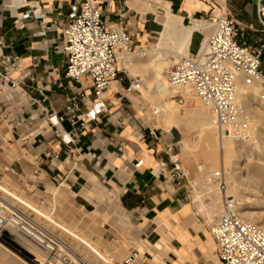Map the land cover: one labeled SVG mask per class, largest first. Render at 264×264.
Here are the masks:
<instances>
[{
    "label": "crops",
    "instance_id": "1",
    "mask_svg": "<svg viewBox=\"0 0 264 264\" xmlns=\"http://www.w3.org/2000/svg\"><path fill=\"white\" fill-rule=\"evenodd\" d=\"M144 1L94 0L105 24L126 29L132 45L141 52L157 45L168 10L196 28L203 27L192 36L189 50L190 56L195 55L210 32L209 19L216 14L214 0H161L154 10L157 12L140 6ZM223 1L226 14L236 23L237 41L260 57L264 76V32L256 0ZM75 3L76 0H0V39L22 56L24 66L35 79L26 86L29 98L24 113L38 119L29 145L16 141L22 158L15 160L12 167L25 178L40 179L44 187L56 183L67 186L80 209L94 214L95 224L101 214L100 193L112 191L122 212L139 226L141 254L146 257L142 264H196V259H204L207 264L210 257L221 264L209 227L192 218L195 206L189 189L175 187L156 171L161 161L168 160V148L177 151L179 136L172 130V135L167 136L145 123L125 93L132 80L129 74L121 73V81L106 94L105 112L89 122L87 129L74 131L66 120L56 130L41 112L44 107L63 116L71 100L79 104L78 115L85 120L96 102L90 79L77 84L65 78L66 58L57 52L61 22L69 17ZM55 82L57 86H53ZM43 86L47 91L41 94L37 87ZM150 130L155 131L154 136ZM60 136L71 137L73 143L64 144ZM38 169L40 174L35 176ZM59 197L64 200L62 194ZM51 212L55 214V210ZM55 216L77 230L71 219ZM92 224L89 222V227ZM80 233L100 248L89 234Z\"/></svg>",
    "mask_w": 264,
    "mask_h": 264
},
{
    "label": "built area",
    "instance_id": "2",
    "mask_svg": "<svg viewBox=\"0 0 264 264\" xmlns=\"http://www.w3.org/2000/svg\"><path fill=\"white\" fill-rule=\"evenodd\" d=\"M256 4L258 20L264 32V1L256 0ZM214 5L216 14L209 19L210 32L203 39L200 49L195 55L183 57L175 64L168 71L167 80L173 90L193 91L214 114L220 135H233L238 141H248L250 125L244 110L237 103L239 83L243 79L246 86H251L255 81H260L264 88L261 59L237 41L236 23L226 14L225 1L214 0ZM61 28L57 52L66 58L65 78L77 84L90 79L96 102L85 120L78 115L79 104L71 100H68L63 116L44 107L41 112L51 128L58 130L60 124L67 120L74 131H78L87 129L89 122L98 120L105 112L106 94L121 81L122 72L129 74L123 65V57H133L138 52L133 49L132 37L126 29L110 28L105 24L94 0H76L69 17L61 22ZM28 82L35 83V79L24 66L22 56L0 39V142L5 136L2 131L5 123L14 140L24 146L31 141L38 119L32 115L26 117L24 113V104L29 98L26 89ZM53 86H57V83ZM141 86L140 79L132 78L125 93L129 95ZM37 89L41 94L47 91L44 86ZM174 98L179 104H184L185 99L181 94ZM37 105L40 109V105ZM150 134L154 136L155 131L150 130ZM165 134L171 136L172 131ZM60 138L66 145L73 143L71 137ZM8 142L12 140L8 139ZM168 149V160L159 163L157 173L175 187L189 189L191 194V184L180 152L171 147ZM8 172L13 178H25L13 167ZM34 174L39 176L40 170ZM216 177L214 180L221 178V175L217 174ZM208 184L212 185V182ZM42 186L39 182L38 187ZM191 202L198 204L197 201ZM18 204L20 202L4 189L0 181V240L10 233L16 234L41 248L47 254L48 264H55L56 260L78 264L68 244L47 231L32 214L23 212ZM194 216L199 221L204 220L202 211L195 210ZM208 227L221 264H264V229L245 221L239 214L235 200L224 202L221 216ZM145 259V255L133 250L124 264H135ZM110 262L117 264L116 257L111 256Z\"/></svg>",
    "mask_w": 264,
    "mask_h": 264
},
{
    "label": "rangeland",
    "instance_id": "3",
    "mask_svg": "<svg viewBox=\"0 0 264 264\" xmlns=\"http://www.w3.org/2000/svg\"><path fill=\"white\" fill-rule=\"evenodd\" d=\"M160 2L161 1L158 0V2L150 3L152 6L149 10L154 11L155 8L160 5ZM154 12H157V9ZM163 13L165 14V12ZM168 15H171L169 11L167 12L166 21L168 19ZM180 18L184 19L182 17ZM200 30H203V27L199 28V31ZM192 36L193 34L190 35L187 33H182L179 36L180 40L172 42L170 46L166 47L165 55L167 56L168 54L167 57L169 58V63L163 71V77L165 79L167 78L168 71L175 64L180 62L183 57H188L190 55H187V53H190L189 48L192 42ZM155 47L156 46H151L148 49L151 50ZM133 49H136L135 46H133ZM141 51L143 50H137L138 54L131 57L132 66H129L128 72L131 78L140 79L142 81V86L139 90L129 95L127 93L126 94L136 105L140 115L147 125L156 130H162L164 133L172 130L179 136V139L176 141V149L177 152H180L184 169L189 177V182L191 184V200L198 202V204H194L195 210L202 211V217L204 219L202 223H204V226L208 227L209 223L213 225L221 216L224 202L228 200H235V198L231 199V196L228 194V191L226 189L227 172L223 171L220 168L211 167V161L208 157L205 156L204 153L202 138L198 136L199 134L195 130L190 129L188 126L183 125L182 123L180 124L179 121H172L168 124L164 123V120L161 122L160 120L162 119L154 116V113L156 112V104L153 103L152 100L148 97V75L134 68L142 58V54L139 55V52ZM262 93H264L263 87ZM176 94L181 93L178 92ZM174 97L175 96L170 97V100L174 101V103L172 105L168 104V106L172 107V111H174L175 113H179L181 115L182 113H186L189 105V103L187 102L188 100H186L184 97V104L181 105ZM193 98L197 99L195 98V96ZM196 104L199 106V108L201 107V109H206L203 106L204 104L198 99L196 100ZM255 107H258V105H256ZM261 111H264V109H261ZM159 117L161 118V114L159 115ZM258 121V119H254V125L250 124V130H253V136H250V142L246 144L243 149L244 164H247V162H249L250 160H254L259 157L264 158V154H261V142L263 138L261 139L260 137V133H264V120L263 122ZM6 126L7 124L5 123L2 127V131L5 136L3 142H0V148H2L0 150V181L3 186H8L11 192H15L23 198L32 200L35 204H37L47 213L52 214L55 218H57L55 215H59L61 217L63 216V220L71 219L73 221L72 223L78 231L72 227L65 225L64 223L63 224L67 228L75 230L80 235H83L87 240L90 239L80 232L89 234L90 238L97 242L101 250L106 253L107 258H110L111 256L116 257L117 264H124L127 256L133 250H137L138 252L142 253L140 246L141 239L138 232L139 226L131 220L130 216L122 212L117 204V200L114 199V194L112 191L103 190V192L100 193V204H98V207L101 210V214L98 215V220L95 224L94 214H89L86 211L80 209V207L76 203L73 192L67 186L61 187L59 183H56L52 184L50 188L46 187V185L45 187L44 185L42 187H38V183L41 182V180L33 176H29L28 178H23L21 180L10 176L8 169L12 167V164L15 160L21 159L22 156L20 155V143H17L16 140H14L11 134V130L6 129ZM8 139L12 140V142H8ZM188 141H190V143H188ZM186 151H188L190 155H186ZM215 173L221 174V178L214 180V178H217L213 177ZM30 180H32L33 183H29ZM208 180L212 182V185L208 184ZM232 182L234 188L236 186L234 192L237 196L246 197L249 199V201L258 197V194L254 190V188L243 186L237 180H234ZM61 194L63 195L64 200L59 197ZM18 205L23 212L32 214L35 217V220L40 223L45 229L47 228L50 233L58 236L65 243H67L72 252H74V254H78L81 259H84L89 264H105L103 261L99 260L88 247L82 245L66 233H63L60 228L54 227L44 219L39 218L35 212L28 208H25L23 205ZM51 209L55 210V214L54 212H51ZM192 218L195 222L196 218L194 216V213L192 214ZM89 222L93 223L91 227H89L88 225ZM104 235L106 237H104ZM6 238H8L9 240H13V237L10 236H6ZM0 242L3 243V240H0ZM14 245L16 244L8 246V251L12 255L16 253ZM60 261L62 264H71L69 260ZM214 261H217V259L210 257L207 264H213ZM195 263L204 264V259H196ZM140 264L142 263L140 262Z\"/></svg>",
    "mask_w": 264,
    "mask_h": 264
},
{
    "label": "bare ground",
    "instance_id": "4",
    "mask_svg": "<svg viewBox=\"0 0 264 264\" xmlns=\"http://www.w3.org/2000/svg\"><path fill=\"white\" fill-rule=\"evenodd\" d=\"M152 2H158V0H145L142 4H140V6L144 5V9L148 11L151 7L150 3ZM198 31L199 28L194 27L192 23H187L185 19H181L180 17L178 18V16L176 17L172 14L168 15V19L165 22L162 32L160 33L159 41L156 47L145 52H140L139 55L142 54V58L139 60V63L133 67L148 75V97L153 103L156 104V112L154 113V116L162 119L160 120L161 122L164 120V123L167 124L172 121H179L180 124L182 123L183 125L188 126L190 129L195 130L199 134L198 136L202 138L205 156L211 161V167L220 168L227 172L226 189L228 194L231 196V199L235 198V202L237 203V208L241 217L245 221L264 229V158L259 157L254 160H250L247 162V164H244L243 149L244 146L250 142V140L238 141L233 137V135H220L216 127V118L214 114L205 105L203 106L206 109H201V107L199 108V106L196 104V100L198 98L194 95L193 91L190 89H185L182 91L172 90L167 78L165 79L163 77L164 68H166L167 64L169 63V58L167 57L168 54L167 56L165 55L166 47L170 46L172 42L180 40V34L187 33L192 35ZM189 54L190 53H187V55ZM123 65L129 71V66H132L131 57H123ZM261 85L262 82L255 81L251 86H246L243 82V79H241L239 83L237 103L244 110L249 125H254V119H258V122H263L264 120V111H261V109H264V93H262L263 85L262 87ZM178 92L181 93V95L185 97L189 103L186 113H182V115L175 113L172 111V107L168 106V104L172 105L174 103V101L170 100V97L177 95L176 93ZM194 96L197 99H194ZM256 105H258V107H255ZM160 114L161 118L159 117ZM249 134L250 136H253L252 129H249ZM260 137L261 139L263 138L261 142V154L263 155L264 133H260ZM188 143H190V141H188ZM186 155H190V153L186 151ZM217 174L218 173H215L214 176H212L216 177ZM234 180H237L243 186L254 188L258 194V197L249 201V199L246 197L237 196L234 192L236 186L234 188L232 182ZM3 187L8 193L16 198L21 205L35 212L39 218L44 219L54 227L60 228L63 233H66L82 245L88 247L95 254V256L105 264H111V257L107 258L105 252L94 245L90 240L84 238L83 235H80L75 230L67 228L63 222L55 218L52 214L47 213L31 200L23 198L15 192H11L8 186ZM208 225L211 224L209 223ZM46 230L48 231L47 228ZM9 236L13 237V240L5 238L3 243L0 242V264H48L47 254L41 248L24 238L16 236V234L10 233ZM210 238L212 239L211 235ZM212 241L216 249V244L213 239ZM13 244H16L14 245L16 253L12 255L8 251V246ZM71 255L75 258L78 264H89L84 259H81L78 254H74L72 250ZM56 261L57 263L55 264H61L60 261Z\"/></svg>",
    "mask_w": 264,
    "mask_h": 264
}]
</instances>
